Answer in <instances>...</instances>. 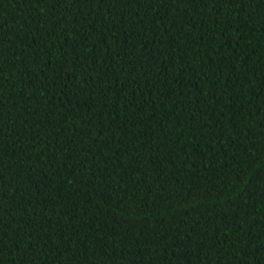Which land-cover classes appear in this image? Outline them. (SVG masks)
Returning a JSON list of instances; mask_svg holds the SVG:
<instances>
[{
  "label": "trees",
  "instance_id": "obj_1",
  "mask_svg": "<svg viewBox=\"0 0 264 264\" xmlns=\"http://www.w3.org/2000/svg\"><path fill=\"white\" fill-rule=\"evenodd\" d=\"M0 264H264V0H0Z\"/></svg>",
  "mask_w": 264,
  "mask_h": 264
}]
</instances>
